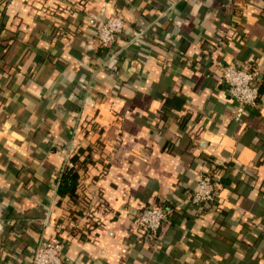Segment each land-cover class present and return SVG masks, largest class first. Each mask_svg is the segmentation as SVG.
Here are the masks:
<instances>
[{"label":"crops","instance_id":"obj_1","mask_svg":"<svg viewBox=\"0 0 264 264\" xmlns=\"http://www.w3.org/2000/svg\"><path fill=\"white\" fill-rule=\"evenodd\" d=\"M214 59L257 72L241 120ZM80 148L74 199L57 179ZM214 163L221 210L198 212ZM160 201L179 209L147 238L131 216ZM57 235L66 264H264V0H0V264Z\"/></svg>","mask_w":264,"mask_h":264},{"label":"built area","instance_id":"obj_2","mask_svg":"<svg viewBox=\"0 0 264 264\" xmlns=\"http://www.w3.org/2000/svg\"><path fill=\"white\" fill-rule=\"evenodd\" d=\"M11 0H4L7 4ZM127 27V19L120 10L99 20L96 27V37L101 45L110 47L114 45L120 33ZM215 65L221 71L222 82L225 84L228 99L233 105V118L241 120L248 113L250 106L257 103L259 87L257 83V72L232 62H223L214 59ZM73 151L65 156L69 167L76 166L70 161ZM63 166L60 169L62 171ZM215 174L210 168L199 173L194 186L188 193V200L196 205L197 210L201 209V204L219 200L217 184L214 182ZM59 179L57 181V184ZM80 186V184H79ZM176 206H166L160 204L146 205L139 208L131 216L133 228L145 237H153L161 227L162 223L172 219ZM48 219V218H47ZM46 219L45 223L48 224ZM65 241L61 236L52 238H40L34 246L32 264H66L67 258L64 252Z\"/></svg>","mask_w":264,"mask_h":264},{"label":"trees","instance_id":"obj_3","mask_svg":"<svg viewBox=\"0 0 264 264\" xmlns=\"http://www.w3.org/2000/svg\"><path fill=\"white\" fill-rule=\"evenodd\" d=\"M262 85V84H261ZM261 85L260 83H258V87H259V91L261 90ZM260 97V92L258 95V99ZM257 99V101H258ZM184 121V120H182ZM82 152V149H78V152L74 153L71 158L70 161L74 162L76 164V166H71L69 167L67 165V161L64 160L63 161V168L61 173H59L58 175V186H57V191L60 195H70L72 198L76 199L78 197V192H77V187H78V178H79V174H78V168L81 166V163L86 161L88 158V155L86 157H84V159H80L79 158V154ZM212 170V173L215 174V179L214 182L218 185L219 183L222 184V180L224 179L223 176V168L214 163L212 165V168H210ZM57 179V181H58ZM218 191V189H217ZM157 204L160 205H166V206H171V205H167V203H165L164 201H160ZM174 207V206H173ZM221 210V205H220V200H215L213 202H206L201 204V209H199L198 212H207V211H220ZM177 211V209H176ZM177 213H174V216Z\"/></svg>","mask_w":264,"mask_h":264}]
</instances>
